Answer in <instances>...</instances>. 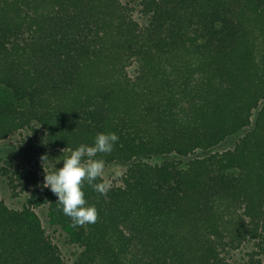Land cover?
I'll list each match as a JSON object with an SVG mask.
<instances>
[{"label":"trees","instance_id":"1","mask_svg":"<svg viewBox=\"0 0 264 264\" xmlns=\"http://www.w3.org/2000/svg\"><path fill=\"white\" fill-rule=\"evenodd\" d=\"M139 6L144 24L119 0H0V140L25 130L67 155L114 132L112 152L95 158L129 163L105 194L85 182L98 217L74 225L37 159L7 156L10 187L29 194L19 209L0 199V264H66L38 205L81 248L71 264H264V0ZM243 130L182 167L144 160Z\"/></svg>","mask_w":264,"mask_h":264},{"label":"rangeland","instance_id":"2","mask_svg":"<svg viewBox=\"0 0 264 264\" xmlns=\"http://www.w3.org/2000/svg\"><path fill=\"white\" fill-rule=\"evenodd\" d=\"M129 11L130 15L138 21L140 24L146 23V18L140 13V0H119ZM137 70V63L135 60H129L126 66V72L129 77H132ZM254 116V115H253ZM253 118V117H252ZM245 132V130L227 138L225 141L215 146L212 149L205 151H195L193 154L188 156L179 157L174 154L167 155H156L152 156L149 159H144L149 163H160L165 160H173L178 166L182 167L193 157H201L213 152H220L227 148H231L237 139ZM37 144V139L32 137L30 133L25 130L17 131L15 134L0 140V199H2L5 204L13 209H19L25 203L27 196L29 194L28 190H20L19 187L11 188L9 180L5 174V159L7 156L12 154L23 155L27 159H31V163L34 162V159L42 166V157L47 155L49 162H46V170L49 171V167L52 166V163L60 159L62 155H65V152L61 150H52L44 151L40 149ZM129 163L122 162H112L105 163L104 168V179L108 181L110 187L117 186L121 183V179L127 169ZM44 169L39 171L40 183H44ZM30 190V189H29ZM35 213L38 215L41 223L46 231V233L51 237V239L58 245L63 259L66 264H71L76 256L79 254L81 248L74 243L68 241L63 231L53 225L48 216V211L45 205H38L34 208ZM252 244L246 243L241 248L235 250L233 253L236 260H240L247 257V253L251 250ZM238 264V262H236Z\"/></svg>","mask_w":264,"mask_h":264},{"label":"clouds","instance_id":"3","mask_svg":"<svg viewBox=\"0 0 264 264\" xmlns=\"http://www.w3.org/2000/svg\"><path fill=\"white\" fill-rule=\"evenodd\" d=\"M119 137L116 133L98 132L91 145L80 144L69 150L62 159L52 163V170H46L45 164L49 162L47 155L43 156L44 169L43 186L49 188L58 198L63 213L70 217L74 225L95 223L98 217L95 205L88 204L83 191L85 182L94 191L105 194L110 185L104 179L105 162L96 159L97 153H111ZM66 149V148H65ZM63 149V153L64 150ZM62 161V167H55Z\"/></svg>","mask_w":264,"mask_h":264}]
</instances>
